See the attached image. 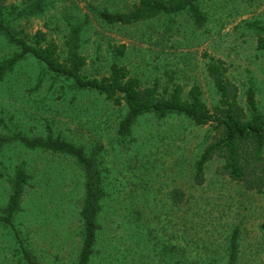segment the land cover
<instances>
[{
  "label": "rangeland",
  "instance_id": "374dc122",
  "mask_svg": "<svg viewBox=\"0 0 264 264\" xmlns=\"http://www.w3.org/2000/svg\"><path fill=\"white\" fill-rule=\"evenodd\" d=\"M137 0H45L38 15L17 18L18 34L36 29L65 56L70 25H82L78 51L85 57L81 74L105 76L111 62L123 65L140 87L156 83V91L181 87V97L196 84L205 106L218 104L206 72L209 57L224 65L225 78L236 87L245 107L250 81L258 111L264 117V0H198L206 17L195 25L186 10L128 25L107 24L98 9L125 11ZM167 1V0H163ZM124 51L116 56L115 46ZM15 46L0 35V60ZM40 84L36 85L37 80ZM93 90H75L62 76L42 69L31 55L18 60L0 80V117L11 130L31 136L53 135L99 152L105 196L90 264H225L227 239L237 229L236 264H264V184L259 192L219 173L222 160L212 157L203 168V182H193V163L213 135L209 124L196 125L170 113L139 116L126 137L116 135L124 114ZM1 133H7L0 127ZM264 156V148L262 150ZM21 164L30 176L13 217L26 248L41 264H75L80 239L82 171L74 160L57 152L26 149L18 143L0 148V212L9 194L13 168ZM182 192L173 203L169 192ZM10 228L0 223V264H22Z\"/></svg>",
  "mask_w": 264,
  "mask_h": 264
},
{
  "label": "trees",
  "instance_id": "16d2710c",
  "mask_svg": "<svg viewBox=\"0 0 264 264\" xmlns=\"http://www.w3.org/2000/svg\"><path fill=\"white\" fill-rule=\"evenodd\" d=\"M45 0H0V35L15 50L6 58L0 60V80L15 63L25 55H31L42 66V69L54 75L62 76L75 90H93L109 100L114 105L123 104L124 114L116 124V135L126 137L130 134L135 120L144 114L153 113L157 118H163L170 113H178L187 117L196 125L209 124L214 135L201 149L193 163V182H203V168L212 157H218L222 163L219 173L230 180L240 182L245 189H255L259 192L264 184V117L258 111L252 83L244 91L245 107L236 99V87L224 76L223 62L218 58L209 57L206 72L211 78L218 94V104L209 110L200 97L196 84L188 89V98L181 97V87L172 85L161 94L156 91L157 85L140 87L136 78L129 75L127 69L117 62H111L108 73L99 78L86 77L81 74L85 57L78 51L79 33L82 25L88 20L84 15L80 23L70 25L65 39V56L59 60L56 45L46 39L45 33L36 29L32 34L16 33L11 28V22L17 18L38 15L44 11ZM186 10L195 25H201L206 17L198 6V0H137L125 11H108L98 9L95 16L107 24L128 25L148 19L157 14H172ZM247 27L256 32H264V26L256 21L246 23ZM260 44L264 38L259 37ZM116 56L124 51L123 43L115 46ZM37 80L36 85L40 84ZM0 127L7 133L0 132V148L9 143H18L26 149H39L57 152L69 156L82 171V203L79 209L81 221V239L75 264H90L94 252L99 224L98 213L101 201L105 196L102 168L99 166L101 145H93L88 151L83 146L53 135L47 127L45 135L27 136L20 131L11 130L0 117ZM30 176L21 164L13 168L9 194L0 212V223L10 228L17 253L22 264H41L26 248L22 238L13 223V217L19 210L23 187ZM173 203L181 201L182 192L172 189L169 192ZM264 231V222L260 224ZM237 229L230 232L227 245L225 264H236L238 256ZM168 264H182L173 259Z\"/></svg>",
  "mask_w": 264,
  "mask_h": 264
}]
</instances>
